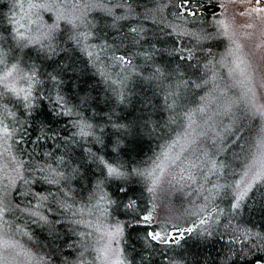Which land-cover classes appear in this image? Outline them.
I'll return each mask as SVG.
<instances>
[{
  "label": "snow or ice",
  "instance_id": "snow-or-ice-1",
  "mask_svg": "<svg viewBox=\"0 0 264 264\" xmlns=\"http://www.w3.org/2000/svg\"><path fill=\"white\" fill-rule=\"evenodd\" d=\"M0 264H264V0H0Z\"/></svg>",
  "mask_w": 264,
  "mask_h": 264
},
{
  "label": "trees",
  "instance_id": "trees-1",
  "mask_svg": "<svg viewBox=\"0 0 264 264\" xmlns=\"http://www.w3.org/2000/svg\"><path fill=\"white\" fill-rule=\"evenodd\" d=\"M173 11H174V10H173ZM117 54H120V53H117ZM96 79L99 80V77H96ZM97 87H101V88H102V86H99V85H98ZM155 145H156V142L153 141V142L151 143L150 147H151L152 149H154V148H155ZM149 155H151V151L149 150V146L146 145L145 148H144L143 156H144V157H147V156H149ZM38 187H39V186H38ZM255 222H256L257 224L260 223V221H259V216H258V215H257V217H256ZM209 253L214 254V250H213V248H212L211 246H208V247L205 249V255L207 256Z\"/></svg>",
  "mask_w": 264,
  "mask_h": 264
},
{
  "label": "rangeland",
  "instance_id": "rangeland-1",
  "mask_svg": "<svg viewBox=\"0 0 264 264\" xmlns=\"http://www.w3.org/2000/svg\"><path fill=\"white\" fill-rule=\"evenodd\" d=\"M23 2L26 3V0H23ZM174 205L179 211L182 212L184 210V208H186L188 206L187 198L175 199Z\"/></svg>",
  "mask_w": 264,
  "mask_h": 264
}]
</instances>
